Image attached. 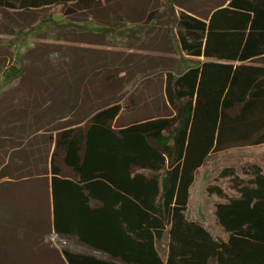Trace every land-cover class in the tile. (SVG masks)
<instances>
[{
	"label": "trees",
	"instance_id": "1",
	"mask_svg": "<svg viewBox=\"0 0 264 264\" xmlns=\"http://www.w3.org/2000/svg\"><path fill=\"white\" fill-rule=\"evenodd\" d=\"M122 1L137 0H0V11L75 2L114 13ZM169 4L164 42L177 59L165 70L164 111L128 119L122 112L147 98L118 89L58 124L53 194L87 192L77 235L122 264H264V1H230L204 15ZM106 15L104 24L89 16L86 33L99 35L90 29L106 28L114 18ZM126 15L121 33L142 32L139 19ZM152 23L157 30V17ZM149 78L142 72L124 84ZM22 79L21 70L7 67L0 96ZM57 155L73 179L55 167Z\"/></svg>",
	"mask_w": 264,
	"mask_h": 264
},
{
	"label": "rangeland",
	"instance_id": "2",
	"mask_svg": "<svg viewBox=\"0 0 264 264\" xmlns=\"http://www.w3.org/2000/svg\"><path fill=\"white\" fill-rule=\"evenodd\" d=\"M171 1L175 11L182 6L204 15L212 8L209 0ZM122 2L114 13L104 10L105 6H98L94 13L75 2L42 9L26 8L14 15L15 22L0 12V73L12 66L23 72L19 86L0 96V120L2 115L8 133V147L4 151L7 163L0 174L7 172L15 180L4 182L2 188L26 187L29 180L25 177L36 166L44 165L47 140L53 135L51 130L87 112L99 97L115 98L118 89L127 96L138 91L147 100L140 101L141 107L131 112L123 111L128 119L164 111L161 90L165 70L177 59L164 42V31L172 26L168 23L171 4L169 0ZM127 11L139 19L136 26L142 32L121 33L125 16H129ZM107 13L114 18L108 19L106 28L90 29L100 31L99 35L86 33L89 16L99 21L103 16L107 18ZM156 17L158 27L154 30L151 25ZM99 22L104 24L102 20ZM19 25L31 28L20 32ZM116 37L121 38L114 40ZM142 72H149L150 78L136 82L135 86L124 84ZM232 155L233 152L227 154V159L232 160ZM4 212L0 209V215ZM20 213L23 215L22 211H10V218ZM46 238L58 248L67 243L51 235Z\"/></svg>",
	"mask_w": 264,
	"mask_h": 264
},
{
	"label": "crops",
	"instance_id": "3",
	"mask_svg": "<svg viewBox=\"0 0 264 264\" xmlns=\"http://www.w3.org/2000/svg\"><path fill=\"white\" fill-rule=\"evenodd\" d=\"M179 1V0H177ZM212 1V12L217 7H227L230 1H264V0H209ZM36 9V8H35ZM24 8L2 6L3 17L16 21L14 15L23 12ZM4 18V19H5ZM4 97V95H3ZM2 97V98H3ZM3 113V112H2ZM1 113V114H2ZM0 120V169L7 163L5 149L8 133L5 121ZM53 135L48 137L44 165H38L25 177L28 185L21 189L2 188L4 182H15L11 175L0 174V209L5 210L0 215V264H122L120 256L107 254L104 250L92 247L77 235L85 224L86 213L89 209V200L86 191L71 190L61 192L52 191L51 157L55 146V136L58 132L54 127ZM52 137V139L50 138ZM39 153V151H38ZM42 154V153H40ZM39 154V155H40ZM56 168L61 170L63 177L73 179L68 165L62 162L61 156L53 161ZM40 166V167H39ZM43 167V168H42ZM75 184H81L73 180ZM57 187L60 182H56ZM22 211L23 215L10 218V211ZM7 217V219H6ZM56 231L65 246L58 248L55 243L46 237ZM122 244L113 243L111 249L117 253L128 254L121 250ZM128 246V245H127ZM129 247V246H128ZM71 258V259H70ZM96 260H100L99 262Z\"/></svg>",
	"mask_w": 264,
	"mask_h": 264
},
{
	"label": "built area",
	"instance_id": "4",
	"mask_svg": "<svg viewBox=\"0 0 264 264\" xmlns=\"http://www.w3.org/2000/svg\"><path fill=\"white\" fill-rule=\"evenodd\" d=\"M51 236L56 237V239H60V238H58V236H57L56 234H54V233H52Z\"/></svg>",
	"mask_w": 264,
	"mask_h": 264
}]
</instances>
